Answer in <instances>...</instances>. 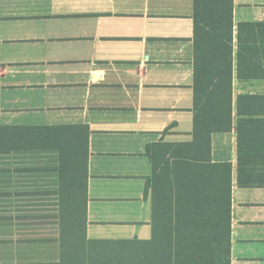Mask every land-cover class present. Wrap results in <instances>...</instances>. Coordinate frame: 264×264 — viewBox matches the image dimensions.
I'll use <instances>...</instances> for the list:
<instances>
[{"label":"crops","instance_id":"crops-1","mask_svg":"<svg viewBox=\"0 0 264 264\" xmlns=\"http://www.w3.org/2000/svg\"><path fill=\"white\" fill-rule=\"evenodd\" d=\"M233 23L210 160L229 173L231 264H264V0H233ZM194 27V0H0V264L155 239L149 146L198 137Z\"/></svg>","mask_w":264,"mask_h":264},{"label":"trees","instance_id":"trees-1","mask_svg":"<svg viewBox=\"0 0 264 264\" xmlns=\"http://www.w3.org/2000/svg\"><path fill=\"white\" fill-rule=\"evenodd\" d=\"M194 24L198 137L149 146L155 239L90 242L84 264H231L229 173L211 164L210 138L231 129L233 0H194ZM238 29L240 48L245 35L256 42V25ZM68 225L63 218V229Z\"/></svg>","mask_w":264,"mask_h":264}]
</instances>
